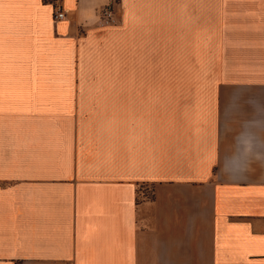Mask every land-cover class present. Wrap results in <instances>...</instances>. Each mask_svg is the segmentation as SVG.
<instances>
[{
	"label": "crops",
	"instance_id": "1",
	"mask_svg": "<svg viewBox=\"0 0 264 264\" xmlns=\"http://www.w3.org/2000/svg\"><path fill=\"white\" fill-rule=\"evenodd\" d=\"M0 264H264V0H0Z\"/></svg>",
	"mask_w": 264,
	"mask_h": 264
},
{
	"label": "built area",
	"instance_id": "2",
	"mask_svg": "<svg viewBox=\"0 0 264 264\" xmlns=\"http://www.w3.org/2000/svg\"><path fill=\"white\" fill-rule=\"evenodd\" d=\"M111 5H107L103 8L102 10V15L105 17V19L108 21L111 19ZM64 17V13L63 11H61V9L57 8L55 13H54V18L55 19H61Z\"/></svg>",
	"mask_w": 264,
	"mask_h": 264
}]
</instances>
